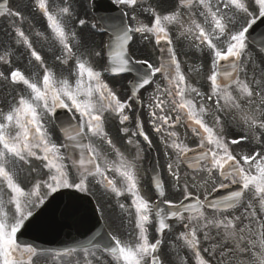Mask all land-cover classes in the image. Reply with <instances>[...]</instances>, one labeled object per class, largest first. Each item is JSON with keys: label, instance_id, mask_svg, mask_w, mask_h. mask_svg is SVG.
I'll use <instances>...</instances> for the list:
<instances>
[{"label": "snow or ice", "instance_id": "obj_1", "mask_svg": "<svg viewBox=\"0 0 264 264\" xmlns=\"http://www.w3.org/2000/svg\"><path fill=\"white\" fill-rule=\"evenodd\" d=\"M113 3L127 20L90 23L86 12L81 16L87 0H27L29 13L46 22L47 34L33 35L50 45V66L23 28L24 13L9 0L0 2V18L12 29L0 40V264H36L45 253L51 264H264V37L259 49L250 39L264 19V0ZM97 35H107L108 42L98 47ZM149 44L159 46L157 64L135 57L134 50L147 52ZM177 44L207 58L206 76L202 63L189 65L202 77L199 86L185 74ZM130 73V94L122 100L105 77ZM149 87L145 105L140 93ZM132 101L147 107L153 132L171 153H165L173 180L168 189L182 199L165 198L159 177L153 185L167 210L141 193L142 149L135 138L149 147L152 140L138 116L134 130L125 126L133 120ZM58 110L71 114L57 125L59 142L50 127ZM109 117L118 119L119 132L135 149L131 157L106 131ZM177 127L190 130L195 147ZM231 132L241 134L232 138ZM182 165L191 172L182 173ZM92 180L115 195L133 224L128 238L109 232L102 243L93 238L63 249L20 241L49 197L62 189L90 193ZM233 185L238 187L209 199ZM125 195L129 205L120 202ZM172 220L183 230L175 231Z\"/></svg>", "mask_w": 264, "mask_h": 264}, {"label": "flooded vegetation", "instance_id": "obj_2", "mask_svg": "<svg viewBox=\"0 0 264 264\" xmlns=\"http://www.w3.org/2000/svg\"><path fill=\"white\" fill-rule=\"evenodd\" d=\"M146 103H147V99H146ZM145 105H146V104H145ZM144 108L147 109L146 106H144ZM147 111H148V109H147ZM175 130H176V129H175ZM151 136H152L154 139H156V140H160V141H161L160 134H157V133L153 132V133L151 134Z\"/></svg>", "mask_w": 264, "mask_h": 264}, {"label": "rangeland", "instance_id": "obj_3", "mask_svg": "<svg viewBox=\"0 0 264 264\" xmlns=\"http://www.w3.org/2000/svg\"><path fill=\"white\" fill-rule=\"evenodd\" d=\"M176 230H178L177 232L181 231L182 228H181V225H178V223L176 222ZM206 246V245H205Z\"/></svg>", "mask_w": 264, "mask_h": 264}]
</instances>
